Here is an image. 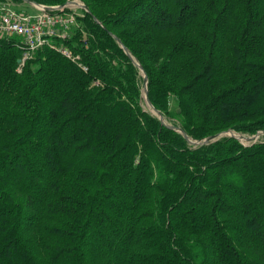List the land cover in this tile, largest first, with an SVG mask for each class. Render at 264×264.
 <instances>
[{
  "label": "trees",
  "instance_id": "1",
  "mask_svg": "<svg viewBox=\"0 0 264 264\" xmlns=\"http://www.w3.org/2000/svg\"><path fill=\"white\" fill-rule=\"evenodd\" d=\"M83 2L0 35V264H264V0Z\"/></svg>",
  "mask_w": 264,
  "mask_h": 264
},
{
  "label": "built area",
  "instance_id": "2",
  "mask_svg": "<svg viewBox=\"0 0 264 264\" xmlns=\"http://www.w3.org/2000/svg\"><path fill=\"white\" fill-rule=\"evenodd\" d=\"M35 12L19 11L9 2L0 3V35L22 37L25 51L21 64H25L32 52L55 36H66L77 16L83 14L87 7L82 0H69L63 5H36ZM70 55L68 50L63 49Z\"/></svg>",
  "mask_w": 264,
  "mask_h": 264
},
{
  "label": "water",
  "instance_id": "3",
  "mask_svg": "<svg viewBox=\"0 0 264 264\" xmlns=\"http://www.w3.org/2000/svg\"><path fill=\"white\" fill-rule=\"evenodd\" d=\"M25 1L28 2V3H34V4H36V5H40V4H38V3H36V2H32V1H30V0H25ZM119 42L121 43L120 40H119ZM135 62L139 65L140 69L143 70L142 66H141L136 60H135ZM143 75H144L145 83H146L145 90H144V92H145V98H146L147 104H148L149 106H152L150 100H149L148 97H147V93H148V90H147L148 77H147V74H146V73H143ZM153 111H154L155 114H157V115L159 116V118L165 123V119H164L163 115H162L159 111H157V110H155V109H153ZM176 129L179 130V131H181V129H179V128H176ZM257 135H258V134H257ZM219 136H220V134L215 135V136H211V137L207 138V139L205 140V142L208 143L209 140L216 139V138L219 137ZM234 136H236V137H238V138H239V137H243L242 135H234ZM258 136H259V135H258ZM258 136H256V137H258ZM199 143H201V142H199Z\"/></svg>",
  "mask_w": 264,
  "mask_h": 264
},
{
  "label": "rangeland",
  "instance_id": "4",
  "mask_svg": "<svg viewBox=\"0 0 264 264\" xmlns=\"http://www.w3.org/2000/svg\"><path fill=\"white\" fill-rule=\"evenodd\" d=\"M69 0H67L66 1V3L68 2ZM83 1V0H82ZM58 5H60V4H58ZM28 9H29V12H35V11H37V9L35 8V7H32V6H29L28 7ZM150 108H151V106H149ZM153 110V109H152ZM222 135H237V134H235L234 132H232V131H228V132H226V133H222V134H220V136H222ZM259 136L261 135V133H259L258 134ZM258 135H256V136H258ZM219 136V137H220ZM250 137V136H243V137H239L245 144H249V143H251L254 139H257V137ZM192 142H194V143H199V142H197V141H192Z\"/></svg>",
  "mask_w": 264,
  "mask_h": 264
}]
</instances>
